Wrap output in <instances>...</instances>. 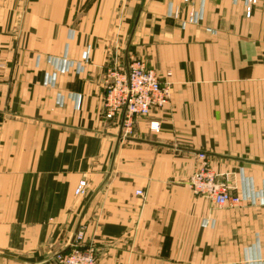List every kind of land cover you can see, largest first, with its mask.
<instances>
[{"label":"crops","instance_id":"0c3cea01","mask_svg":"<svg viewBox=\"0 0 264 264\" xmlns=\"http://www.w3.org/2000/svg\"><path fill=\"white\" fill-rule=\"evenodd\" d=\"M135 58L172 97L125 136L106 79ZM200 153L256 202L194 194ZM78 226L96 264H264V0H0V264Z\"/></svg>","mask_w":264,"mask_h":264},{"label":"built area","instance_id":"2783aa9c","mask_svg":"<svg viewBox=\"0 0 264 264\" xmlns=\"http://www.w3.org/2000/svg\"><path fill=\"white\" fill-rule=\"evenodd\" d=\"M248 1L254 2L255 0ZM247 13L250 14L249 8ZM64 66L69 69V62H64ZM171 97V83L163 82L154 69L148 68L142 59L135 58L130 61L128 70H121L117 67L109 69L103 116L107 120L118 119L122 125L123 134L129 136L134 131L137 117L147 116L153 110L166 107L170 104ZM152 128L159 130L158 123ZM198 157L201 163L188 181L194 194L206 197L218 206H237L244 201L256 202L250 196L235 195L231 191L227 177L226 180L220 179V174L210 166L205 153H200ZM87 187V180H80L75 190L76 194H85ZM136 193L142 194L143 192L137 190ZM84 243L85 231L79 228L69 249L55 254L56 264H96V248L86 246Z\"/></svg>","mask_w":264,"mask_h":264},{"label":"rangeland","instance_id":"374dc122","mask_svg":"<svg viewBox=\"0 0 264 264\" xmlns=\"http://www.w3.org/2000/svg\"><path fill=\"white\" fill-rule=\"evenodd\" d=\"M142 191V190H141ZM143 192V191H142ZM143 194V193H142ZM139 195H141V194H139ZM199 196V195H198ZM79 230V229H78ZM77 232H75V234H76ZM75 234H74V236H75ZM72 242V240L70 241V243ZM70 243H69V245H70ZM69 249V246H68V248L67 249H65V250H68ZM65 250H62V251H65ZM54 261H55V264L57 263V261H56V258H55V256H54V259H53Z\"/></svg>","mask_w":264,"mask_h":264},{"label":"water","instance_id":"95a60500","mask_svg":"<svg viewBox=\"0 0 264 264\" xmlns=\"http://www.w3.org/2000/svg\"><path fill=\"white\" fill-rule=\"evenodd\" d=\"M121 130H122V125H121ZM121 136H119V138H120ZM78 229H79V226H78V228H77V230H76V232L78 231ZM74 239V236L72 237V239L71 240H73Z\"/></svg>","mask_w":264,"mask_h":264}]
</instances>
